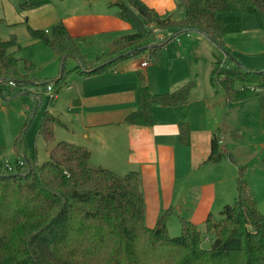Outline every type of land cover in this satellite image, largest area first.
Segmentation results:
<instances>
[{"label": "trees", "instance_id": "16d2710c", "mask_svg": "<svg viewBox=\"0 0 264 264\" xmlns=\"http://www.w3.org/2000/svg\"><path fill=\"white\" fill-rule=\"evenodd\" d=\"M49 2L16 0V5L26 11ZM176 4L184 10L181 19L162 18L142 0H119L117 15L130 24L132 32L114 38L108 51L93 58L79 51L76 38L62 21L48 31L26 27L34 40L58 56L54 93L65 85L69 72L80 77L104 73L146 50L154 53L163 43L149 44V22L174 32H200L224 49L222 56L214 57L209 83L229 101H244L264 92V68L237 64L223 40L226 34L240 30L239 13L253 15L258 27L264 28V0H176ZM20 49L14 35L0 37L2 99L30 94V86L44 84L32 76L35 64L15 55ZM69 58L75 60L72 68L67 67ZM194 84L187 80L171 91L153 93L145 74L138 71L137 107L123 121L150 125L155 104L185 103ZM51 101L47 96L46 103ZM62 124L46 109L36 132L49 146L47 159L37 163L35 158H22L18 135L13 148L22 164L15 162L10 172L0 170V264H264V214L243 176L244 166H238L233 202L221 207L219 218L206 217L203 237H208L209 246L203 247L199 229L186 219H181L179 234L169 236L166 222L171 209L158 215L154 227H147L139 172L118 174L93 165L85 146L55 139L54 127ZM216 133L205 162L227 158L235 163L232 153L219 146ZM178 134L183 144L189 143L186 122L178 123Z\"/></svg>", "mask_w": 264, "mask_h": 264}, {"label": "crops", "instance_id": "0c3cea01", "mask_svg": "<svg viewBox=\"0 0 264 264\" xmlns=\"http://www.w3.org/2000/svg\"><path fill=\"white\" fill-rule=\"evenodd\" d=\"M118 1L50 0L49 3L24 13L28 12L29 18L32 14L31 19L40 21L32 24L35 29L48 31V27L50 29L51 25L62 21L69 33L76 38L79 51L87 58H93L108 51L114 38L132 32L130 24L117 15ZM159 14L162 18H172L169 14ZM240 17V30L226 34L223 40L241 64L262 69L264 28L258 27L251 14L241 13ZM191 32L208 39L197 31H189V35L173 32L163 45L169 40L180 42L182 37L190 38ZM9 35H14L17 40L14 32ZM163 45L154 53L147 50L150 58L152 55L156 56ZM39 48L50 70L56 67V52L45 44ZM218 49L222 56L223 51L219 47ZM18 52L20 50L15 55L20 57ZM216 56L219 55H212L208 75ZM138 58L134 61H129L132 58L124 60L107 72L85 77L69 72L65 85L56 93L54 85H51L53 97L47 110L63 123L54 127L55 139L85 146L93 165L107 167L118 174L137 170L145 207L144 222L149 228L154 227L158 215L168 209L172 211L166 222L168 233L170 227L174 231L180 230L181 219L191 221L198 229L204 226L208 214L214 216V212H219L224 204H231L234 200L238 166H244L243 176L259 209L256 192L264 189V162L259 156L264 149V92L244 101L231 102L221 89L210 85L208 76L202 85L200 96H188V100L182 104H155L152 123L148 126L127 124L123 121L125 114L137 107L138 71L145 74L153 93L171 91L191 79L189 73L173 68L168 75L155 77V83L153 70H148L150 63L141 67L140 56ZM55 73L52 71L51 75ZM196 85L197 82L194 86ZM41 87L30 86L32 93L28 95L40 97L38 91ZM43 90L47 96L45 87ZM10 99L12 98L0 97L2 154L14 150L13 143L19 135V126L9 111ZM180 122L189 125L188 144L180 141ZM214 133L219 146L232 153L235 163L227 158L216 163L205 162ZM234 139L240 142L244 140L246 149L239 146V143L234 144ZM258 145L262 151L247 149ZM48 148L49 146L46 147L47 154ZM21 156L27 159L24 154ZM21 156L15 153L14 161L21 160ZM254 158L256 160L252 162Z\"/></svg>", "mask_w": 264, "mask_h": 264}, {"label": "rangeland", "instance_id": "374dc122", "mask_svg": "<svg viewBox=\"0 0 264 264\" xmlns=\"http://www.w3.org/2000/svg\"><path fill=\"white\" fill-rule=\"evenodd\" d=\"M148 6L154 7L162 16L169 14L174 19H181L184 16V10L182 7L177 6L176 0H143ZM20 11L17 8L16 0H0V37L8 38L11 32H14L17 41L21 46L18 56L29 58L35 64V71L32 73V76L38 79L39 82H43L41 90H39V96L21 94L15 98L9 100L8 105L10 107L9 111L11 117L15 123L19 126V151L21 154H24L29 159H36L37 163H41L47 159V150L46 144L41 137H37V127L39 125L41 116L43 115L46 109H49L47 104V96L44 94L43 88L46 86V82H49L52 86L54 83L52 79L55 74H57L59 69V62L56 64V67H52V71L56 72L54 75L49 68V65L46 63V59L43 56V52L39 47H43L41 42H36L27 30V25L32 27V24H38L40 21L36 19H31L28 17V12ZM238 14V13H236ZM241 13H239L240 15ZM160 15V14H159ZM33 28V27H32ZM163 28V27H162ZM49 30V27H48ZM174 31H171L168 28L161 29L163 35H172ZM197 33L191 32L190 38L182 37L180 42H175L169 40L166 42L163 47H161L159 53L156 56H151L149 60L148 70H153L155 76H153L154 82L156 83V78L163 75H168L170 70L173 68H179V71H184L189 73L191 79L194 82H197L196 86H193L190 90L189 98H196L201 95L202 85L207 81L208 70L210 67V61L213 54L220 56V50L218 47L208 39L200 37ZM196 36V37H195ZM195 37V38H194ZM152 38V36H151ZM151 38L149 39V44L151 43ZM158 45V44H157ZM151 53V52H150ZM138 60V57L132 58L129 61ZM73 58L68 59L67 67L74 66ZM74 64V65H73ZM30 80L32 78H29ZM195 85V84H194ZM40 89V88H39ZM261 89H259L260 91ZM192 91L194 94L192 95ZM263 91V90H261ZM53 93V92H52ZM192 95V96H191ZM26 115V118H25ZM26 124V125H25ZM25 126L23 129L22 127ZM244 140L241 142L234 139L233 143L243 146L244 149ZM260 142V141H259ZM233 146V145H231ZM250 151L256 150L259 151L261 147H251L247 148ZM262 151V149H261ZM0 151V170L4 172H10L14 169L15 165V150H12L11 153H4ZM259 153V152H258ZM259 156L263 159L264 162V149L263 153H259ZM238 157V155H237ZM239 158V157H238ZM256 160L254 158L252 162ZM6 164H10L13 169L7 170ZM257 200L259 202V210L264 213V189H260L256 192ZM233 202V201H232ZM258 206V205H257ZM220 211V210H219ZM219 212H214V217L219 218ZM199 231L202 236L201 245L203 247L209 246V240L204 239V226L199 228ZM180 230L169 229V236L178 235Z\"/></svg>", "mask_w": 264, "mask_h": 264}, {"label": "built area", "instance_id": "2783aa9c", "mask_svg": "<svg viewBox=\"0 0 264 264\" xmlns=\"http://www.w3.org/2000/svg\"><path fill=\"white\" fill-rule=\"evenodd\" d=\"M148 27L151 29V32H152V38H151V43L153 44H160V43H163L167 40L168 36L166 35H163V34H160L161 33V29H164L160 26H158L155 22H149L148 24ZM183 33H185L186 35H189V31H182ZM174 38L177 40L178 37L174 36ZM149 60H150V53L146 50L145 52H143L141 55H140V62H139V65L141 67H146L149 63ZM10 85H14L13 82H9ZM45 90L47 91V96L49 97H53V93H52V86L50 83L46 84L45 86ZM18 164H22V161L21 160H18L17 162ZM6 169L7 170H12L13 167L10 165V164H6ZM205 240H208V237H204Z\"/></svg>", "mask_w": 264, "mask_h": 264}, {"label": "water", "instance_id": "95a60500", "mask_svg": "<svg viewBox=\"0 0 264 264\" xmlns=\"http://www.w3.org/2000/svg\"><path fill=\"white\" fill-rule=\"evenodd\" d=\"M222 51H223V53H224V49H221ZM236 63L237 64H240V62L238 61V60H236Z\"/></svg>", "mask_w": 264, "mask_h": 264}]
</instances>
